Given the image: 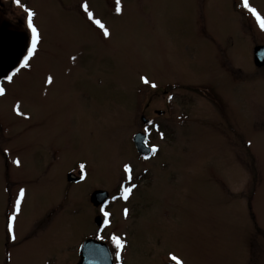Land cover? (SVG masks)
<instances>
[{
  "label": "rangeland",
  "instance_id": "1",
  "mask_svg": "<svg viewBox=\"0 0 264 264\" xmlns=\"http://www.w3.org/2000/svg\"><path fill=\"white\" fill-rule=\"evenodd\" d=\"M29 1L37 52L1 83L0 264L8 247L12 264L74 263L96 234L97 190L122 264H264V66L252 52L264 31L242 0H120V13L116 0ZM248 2L264 16V0ZM144 106L166 110L148 160L131 137ZM81 164L86 180L68 183ZM125 165L139 178L121 200ZM29 228L40 232L21 242Z\"/></svg>",
  "mask_w": 264,
  "mask_h": 264
},
{
  "label": "water",
  "instance_id": "2",
  "mask_svg": "<svg viewBox=\"0 0 264 264\" xmlns=\"http://www.w3.org/2000/svg\"><path fill=\"white\" fill-rule=\"evenodd\" d=\"M27 45L26 34L6 24L0 17V80L5 78L18 64ZM253 63L257 68L264 66V47L257 46L253 49ZM145 137L137 134L133 138L135 148L140 155H149L150 150L144 145ZM68 182L76 183L78 179L73 175H67ZM108 199V193L95 191L90 196V203L99 207ZM94 223L99 226L100 219L96 217ZM78 264H112L108 248L93 240L84 242L79 250Z\"/></svg>",
  "mask_w": 264,
  "mask_h": 264
},
{
  "label": "flooded vegetation",
  "instance_id": "3",
  "mask_svg": "<svg viewBox=\"0 0 264 264\" xmlns=\"http://www.w3.org/2000/svg\"><path fill=\"white\" fill-rule=\"evenodd\" d=\"M31 4L32 3L29 0H21V5L26 6L28 9H31L33 11V9L31 8V6H32ZM0 17L3 18V20L6 22V24H10V25H12L15 28H19L20 30L24 31L29 36L28 28L26 30L24 29V26H26V24H28L27 23V13L24 11V7L18 6L16 4L15 0H0ZM29 40H30V38L28 39V45L26 47V52L24 53V55H23V57H22V59L19 62L17 67H20V64L24 60V57L27 56V54H28L27 52H28V49H29ZM26 70H27V68H23V69H21L20 72H22V71L24 72ZM13 71H15V69ZM168 105H169L168 108H171V104H168ZM147 111H148V108H146V106L142 107V114L140 116V125H141L140 129H139V131H136V132L132 133L131 137H133L136 134L145 135L146 136V142L145 143H146V145L148 147L151 148L152 147V144L150 142L151 134L154 133L157 130V128H159V126L156 125L153 122V119L158 118V117L159 118L163 117V115L166 114V110H164V111H156L155 112L156 116H152V117L146 115ZM138 113L140 114L139 111L136 112V114H138ZM132 145H133V143H132ZM133 148H134V146H133ZM153 156H154V154H152V156L149 157V158H145V157H141V156L138 155V157L140 159H142V160H148V159L152 158ZM79 171L80 170H78V172ZM121 172L123 173V183L121 185L119 184L118 197L121 200H126V199H124V195H123L124 188L125 187H131L132 188L131 192L128 194V198L127 199H129L130 195L132 194V192L134 190H136V187H137V185L135 187H132V185L136 184L134 182V175H135V180H137V178H139V175H136L134 173V171L132 170V172H131L132 179H131V181H129L128 180V173H126L124 171V168L121 170ZM133 173H134V175H133ZM141 173H143V172H141ZM99 210L100 209H98L97 211H99ZM8 223H9V219H8ZM34 231L40 232L38 229L31 230V228H29V235L26 234L25 236H23L21 242H26V241H29L30 239H33L35 237V235H36L34 233ZM113 235H115L117 237H120V238L123 237V234H121V235L116 234V233H111V234L105 233L104 234V229H101V230L96 229V234L93 235L91 237V239L94 240V241L100 242V243H104V244H106L108 246V248L110 250V253H111L112 260H113V264H122V259H123L122 257H123L124 249L122 248L120 250V258L117 259V256H116L117 249H116L115 244L113 243V241L111 242ZM105 237H106V239H105ZM83 242L84 241L81 240L80 241V245ZM110 242H111V244H110ZM9 249H12V248L11 247L7 248V251H6L5 255H4V264H12V256H11V251ZM78 252H79V247L77 249V253L75 252L76 253V255L74 256L75 262L72 263V264H77L78 263ZM255 262L256 261H253V262L252 261H248V262L244 261V262H242V264H255ZM169 263L177 264L176 262H169Z\"/></svg>",
  "mask_w": 264,
  "mask_h": 264
},
{
  "label": "snow or ice",
  "instance_id": "4",
  "mask_svg": "<svg viewBox=\"0 0 264 264\" xmlns=\"http://www.w3.org/2000/svg\"><path fill=\"white\" fill-rule=\"evenodd\" d=\"M15 2H16V4L18 6L24 7V11L27 13V23H28V27L31 30V34L32 35H31V47L28 49V54H27V56L24 57V60L20 64V67H17L15 69V71H13L11 73V75H6V80L9 83H12L13 82V78L21 71V69L29 67V61L36 54L37 49H38V45H39L40 40H41L40 33H39L37 27L33 23V17L35 16V12L32 11L31 9H28L26 6L21 5V0H15ZM242 3H243L244 8L252 16L255 17V19H256V21H257L260 29L262 31H264V16H262L255 8L250 7L248 0H242ZM116 4H117L116 11H117V13H120L121 12L120 0H116ZM81 7L83 8L84 12L87 14V18L90 21H92L99 29L102 30L103 35L105 37H108L110 35V32H109L108 28L105 26L104 23H102L101 20L96 19L94 17L93 13L91 11H89L88 4L85 2L84 4L81 5ZM142 80H143V82L145 84H148L149 83V81H148V79L146 77H142ZM51 82H52V78L49 77L48 78V83H51ZM151 86L153 88L156 87L155 84H152ZM5 94H6V90H5L4 86L2 84H0V96H3ZM17 111L19 112V105H17ZM152 150L153 151H156L155 148H153ZM16 163H17V165H19L20 161L17 160ZM84 167H85V165H83V164L80 165V168L81 169H84ZM124 171L126 173H128V180L131 181V179H132V176H131V172H132L131 166L130 165H125ZM132 187H135V185H132ZM131 190H132L131 187H125L124 188V192H125L124 199H127L128 198V194L131 192ZM24 195H25V190L24 189H21L20 190V193H19V197L20 198L17 199V201L15 203V213L16 214L12 215L9 218V223H8V226H7V232L10 234V238H11L12 241H15L16 240V235H15V231H14V222H15V220L17 218V214H19V212H20V204H21V200L23 199ZM101 211L104 212V216L107 218L108 215H109V213L106 212V211H104L103 209H101ZM127 212H128V210L125 209V216H127ZM105 223L106 224L108 223L107 219H106ZM112 241L115 244V247L117 249V253H116L117 259H119L120 258V250L124 247V243L122 241V238L117 237L115 235H113ZM172 259L173 260H177V257L173 256ZM177 264H181V262L177 260Z\"/></svg>",
  "mask_w": 264,
  "mask_h": 264
},
{
  "label": "bare ground",
  "instance_id": "5",
  "mask_svg": "<svg viewBox=\"0 0 264 264\" xmlns=\"http://www.w3.org/2000/svg\"><path fill=\"white\" fill-rule=\"evenodd\" d=\"M158 151H159V150H158ZM85 180H86V178H85ZM85 180H84V181H85ZM84 181H83V182H84Z\"/></svg>",
  "mask_w": 264,
  "mask_h": 264
}]
</instances>
